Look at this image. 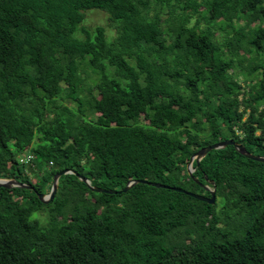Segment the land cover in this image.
<instances>
[{"label": "trees", "instance_id": "obj_1", "mask_svg": "<svg viewBox=\"0 0 264 264\" xmlns=\"http://www.w3.org/2000/svg\"><path fill=\"white\" fill-rule=\"evenodd\" d=\"M174 2L208 26H188ZM157 3L152 15L144 0H0V179L35 188H0V264H264V163L229 146L188 172L227 140L264 156V78L244 86L232 73L241 49L264 54V27L236 31L228 51L215 35L235 30L221 14L264 22V0ZM90 10L110 16L113 40L83 25ZM64 170L116 191L146 180L209 198L210 186L263 209L235 238L214 228L217 203L144 184L107 195L65 175L40 201Z\"/></svg>", "mask_w": 264, "mask_h": 264}, {"label": "rangeland", "instance_id": "obj_2", "mask_svg": "<svg viewBox=\"0 0 264 264\" xmlns=\"http://www.w3.org/2000/svg\"><path fill=\"white\" fill-rule=\"evenodd\" d=\"M148 1L150 3V9L151 14H156L160 9L157 6V0H144ZM192 3L197 2L200 4L201 9L205 10L204 4L207 0H190ZM176 2L173 3L175 5ZM245 12L247 11L244 9ZM175 15L176 16H182L184 14L188 15L189 18V24L188 26L194 27L197 23L201 28H205L208 26L206 20H204L200 15L196 14L192 10H184L180 5H175ZM162 18L166 19L169 16L168 9H164L162 12ZM218 19H224L227 23H232L235 26V32L230 31V29H225L224 31L218 30L216 28V37L217 42L221 43L222 47H226L224 43L229 42L230 39H236L237 34L236 31L241 30V28L244 29L245 33L249 32V29H256L257 27H264V22L258 20L247 18H236L233 16L225 17V14H221ZM83 25L90 30L91 32H94L97 27H104L107 32V36L110 40H113L117 36V29L113 22L110 20V16L100 10H90L85 12V21ZM84 36V35H81ZM230 49V48H229ZM226 47V50H229ZM225 50V51H226ZM248 49L243 48L240 50V53L244 56V61L242 63H239L238 60L240 57H237L235 59V69L232 71L233 75L237 77V79L244 85L247 86V84L255 85L261 81L262 78H264V54L260 56H256V53L248 54ZM242 58V57H241ZM248 88V87H247ZM64 104L76 108V105L73 104L70 101H64ZM87 116H85L88 119H92L94 117V111L86 106V113ZM143 119V118H142ZM207 147V146H206ZM205 148V147H204ZM31 165L27 166V172L31 174V177L34 181H37L38 184L42 183V178L37 179V175L33 173L31 170ZM258 170L264 171V166H259ZM49 178V176L47 177ZM42 185V184H41ZM253 196V195H252ZM251 195L247 199L253 200ZM238 195L231 197L230 199H225L222 197H217L216 203V217L217 221L214 224V228L217 229V231H220L221 233L230 234V236H233L235 238L242 237L245 234V231L247 227L249 226L252 218L260 213V211L263 209V206L260 205L256 200H253L254 204H248L247 201H244L240 203L238 206H235L234 203L237 201ZM216 205V204H215ZM38 214L34 215V218L37 217ZM38 219L42 222V224H47V221L49 219L48 211L44 210L39 213ZM186 241H184L185 243Z\"/></svg>", "mask_w": 264, "mask_h": 264}, {"label": "water", "instance_id": "obj_3", "mask_svg": "<svg viewBox=\"0 0 264 264\" xmlns=\"http://www.w3.org/2000/svg\"><path fill=\"white\" fill-rule=\"evenodd\" d=\"M229 146H233L239 152V154H241L242 156L246 157L249 160L259 162V163H264V156L254 155L253 153L249 152L245 148V146H243L242 144H239L238 142H236L234 140H227V141H223L220 143H216V144L207 146L205 148H202L199 152H197L191 158L190 163L188 164L189 175L191 177H194L193 174L195 173V169H194L193 165L195 162L199 165L200 162L204 158H206L212 151L226 149ZM65 175H74L80 181L85 183L88 186V188L90 190H92L93 192L103 193V194H107V195L127 194L136 185L144 184V185H149V186L155 187L157 189H167V190H173L175 192L183 193L187 196L195 198L196 200L207 203L209 205L216 204V199H217L216 190L212 189L210 186H207V187L204 186V188L207 191H209L211 194V197H209V198L202 196V195H199V194H196V193H193V192L186 191V190L181 189V188L170 187L168 185L150 182V181H146V180H144V181H141V180L130 181V182H128L125 189H123L122 191H116V190L104 189V188L93 186L89 179L80 175L76 170H64V171L56 174L50 194H48V195L38 194L40 201H42L45 204H49L54 200V198L56 197V194L58 192L59 181ZM211 185H214V183H211ZM0 188H5V189L21 188V189H28V190H33V191L35 190V188L31 185L23 184V183H20L16 180H8V179H0Z\"/></svg>", "mask_w": 264, "mask_h": 264}, {"label": "built area", "instance_id": "obj_4", "mask_svg": "<svg viewBox=\"0 0 264 264\" xmlns=\"http://www.w3.org/2000/svg\"><path fill=\"white\" fill-rule=\"evenodd\" d=\"M30 160H31V157H29V158L27 159V161H26L25 159L22 160V162L24 161V163L28 164Z\"/></svg>", "mask_w": 264, "mask_h": 264}]
</instances>
